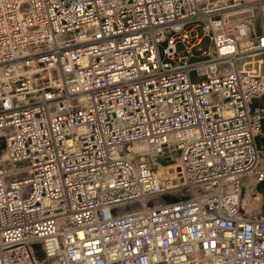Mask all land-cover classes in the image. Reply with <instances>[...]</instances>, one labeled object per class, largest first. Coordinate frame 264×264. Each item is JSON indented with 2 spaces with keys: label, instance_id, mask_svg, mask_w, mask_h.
<instances>
[{
  "label": "built area",
  "instance_id": "2783aa9c",
  "mask_svg": "<svg viewBox=\"0 0 264 264\" xmlns=\"http://www.w3.org/2000/svg\"><path fill=\"white\" fill-rule=\"evenodd\" d=\"M263 60L264 0H0V264H264Z\"/></svg>",
  "mask_w": 264,
  "mask_h": 264
},
{
  "label": "crops",
  "instance_id": "0c3cea01",
  "mask_svg": "<svg viewBox=\"0 0 264 264\" xmlns=\"http://www.w3.org/2000/svg\"><path fill=\"white\" fill-rule=\"evenodd\" d=\"M262 69H263V72H264V60H263V64H262ZM258 104H263L264 105V97L263 98H261V99H258L257 101H256ZM262 128H263V130H264V120H263V122H262ZM259 144H260V146L262 147V148H264V139L263 138H261V139H259ZM257 187H258V189H257V199H255V200H259L258 201V203H256V206L257 207H253V205H251V207L253 208V209H261V210H263L264 211V181L263 182H261V183H259L258 185H257ZM256 187V188H257ZM254 199V198H253Z\"/></svg>",
  "mask_w": 264,
  "mask_h": 264
},
{
  "label": "bare ground",
  "instance_id": "6f19581e",
  "mask_svg": "<svg viewBox=\"0 0 264 264\" xmlns=\"http://www.w3.org/2000/svg\"><path fill=\"white\" fill-rule=\"evenodd\" d=\"M254 191H256V182L254 181L253 177H249L246 180L245 185H244V191H243V197H242V206L243 207H248L250 205L246 201H248V197H249V194L251 192L256 193ZM253 198L257 199L255 194H253ZM186 264H193V263H186ZM199 264H208V263L207 262H203V263H199Z\"/></svg>",
  "mask_w": 264,
  "mask_h": 264
},
{
  "label": "rangeland",
  "instance_id": "374dc122",
  "mask_svg": "<svg viewBox=\"0 0 264 264\" xmlns=\"http://www.w3.org/2000/svg\"><path fill=\"white\" fill-rule=\"evenodd\" d=\"M208 45H209V41H208V39H206V40L204 41V43H203L202 46H203L204 49H207V48H208ZM191 77H192V79H193L194 81L200 79V77H198V76H197V73L194 72V71L191 73ZM254 181L256 182L255 179H254ZM257 189H258V187H257ZM257 189H256V191H254V192H256V193L251 192V193L249 194L248 201H246V202L249 203L250 205H253V207H257V206H256V203H258V201H259V200H255V199H253V194H255V195L257 196ZM254 197H255V196H254Z\"/></svg>",
  "mask_w": 264,
  "mask_h": 264
}]
</instances>
